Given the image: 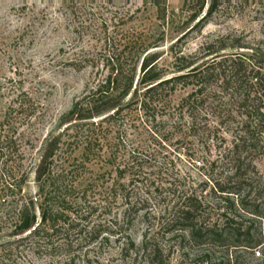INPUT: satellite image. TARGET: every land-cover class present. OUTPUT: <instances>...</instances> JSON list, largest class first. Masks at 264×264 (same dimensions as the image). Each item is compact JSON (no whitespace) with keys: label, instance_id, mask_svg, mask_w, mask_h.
<instances>
[{"label":"trees","instance_id":"obj_1","mask_svg":"<svg viewBox=\"0 0 264 264\" xmlns=\"http://www.w3.org/2000/svg\"><path fill=\"white\" fill-rule=\"evenodd\" d=\"M255 1L186 0L182 14L187 18L183 25L198 21L192 30L202 32L216 15L238 14L244 4ZM143 2L145 8L155 11L159 39L153 41L144 33L106 36L99 53L85 60L93 70L91 83L58 130L69 126L51 139L48 154L35 173L34 194L28 190L29 173L24 170L23 155L16 156L19 129L30 115L29 108L19 101L23 94L14 106L0 112V197L5 199V219L13 244L29 248L40 258L61 259L75 246L86 247L100 239L108 242L109 238L119 243L126 238L121 243V255L136 250L128 236L131 217L142 212L150 216L152 198L145 197L146 193L133 194L132 189L128 192L121 183L130 173L134 186V170L140 167L141 158L134 151L121 154L125 143L120 131L113 136L111 128L133 108L142 112L147 123L155 122L156 116L151 113L160 106L158 97L168 90L173 94L188 80L193 88L181 100L179 109L187 114L190 130L200 141H224L222 135L231 138L229 145L218 148L215 161L200 162L201 169L206 167L210 173L209 183L213 182L210 199L221 201L225 207L220 210L219 221L211 223L203 218L206 196L187 193L174 197L176 200L160 209L158 228L170 235L187 234L189 243L198 248L255 252L264 245L263 230L257 232L254 226L244 227L236 221L237 213L264 219V182L254 165L256 159L264 156V52L245 53L249 48L243 47L242 40L233 35L219 36L201 47L204 62L200 65L192 63V58L175 56L182 63L176 68L178 75L164 80L153 50L164 42L166 28L173 25L176 14L168 11L169 0ZM257 2L264 6V0ZM138 87L144 91L142 96ZM9 163L13 164L8 167ZM90 165L110 166L116 174L113 184L102 188V195L104 211L111 212L118 199L126 206L119 223L112 220L79 228L84 206L89 205L85 211L87 221L101 208L96 202L91 208L90 200L96 201L93 191L99 187L97 180L108 174L89 176ZM217 168L222 174L215 180L212 175ZM156 247L145 235L141 250L151 264H156L160 254ZM135 255L140 257L139 253ZM60 263L70 264L71 260Z\"/></svg>","mask_w":264,"mask_h":264},{"label":"rangeland","instance_id":"obj_2","mask_svg":"<svg viewBox=\"0 0 264 264\" xmlns=\"http://www.w3.org/2000/svg\"><path fill=\"white\" fill-rule=\"evenodd\" d=\"M185 1L169 0L168 11L176 14L175 22L166 28L160 48L153 50L158 58V72L164 80L178 75L176 68L182 63L176 61L175 56L192 58V63L200 65L204 62L201 47L219 36L233 35L242 40L243 47L249 48L245 53L264 52V6L257 0L244 4L238 14L216 15L202 32L192 30L198 21L183 25L187 18L182 14ZM143 3V0H0V112L14 106L23 94L19 101L29 108L30 115L19 129L20 148L16 156L23 155L21 160L29 173L28 190L32 194L35 193V173L48 154L51 139L69 126L58 130L74 103L83 97L86 85L91 83L93 70L85 60L99 53L106 36L144 33L153 41L159 39L155 11L145 8ZM192 88L188 80L173 94L169 90L162 93L158 97L160 106L151 113L156 116L155 122L147 123L142 112L133 108L111 128L115 132L113 136L120 131L125 143L121 154L134 151L141 158L140 167L134 170H137L134 186L130 173L121 183L128 192L132 189L133 194L146 193L145 197L152 198L150 216L142 212L140 216L131 217L128 236L137 247L134 252L121 255V243L126 242V238L121 243L109 238L108 242L100 239L86 247L75 246L61 259L40 258L29 248L13 244L10 225L5 219V199L0 197V264H61L69 260L70 264H151V259L141 250L145 235L160 253L156 264H264V245L255 252L198 248L189 243L187 234L170 235L158 228L160 209L176 200L174 197L187 193L206 196L203 218L211 223L219 221L220 210L225 207L221 201L210 199L213 182L209 183L210 173L206 167L201 169L200 162L215 161L218 148L222 144L229 145L231 138L222 135L224 141L219 138L200 141L190 130L187 114L179 105ZM138 89L142 96L144 91ZM254 165L264 182V156L256 159ZM89 168V176L94 178L108 174L97 180L99 187L93 191L94 195L91 192L96 197V201L90 200L91 208L95 202L101 208L87 221L85 211L89 205L82 206L79 228L87 225L92 228L112 220L119 223L126 206L118 199L111 212L104 211L106 203L102 195V188L113 184L116 174L110 166L90 165ZM220 174L222 170L217 168L212 176L216 180ZM236 216V221L244 227L254 226L257 232L264 231V219L239 213ZM135 253L140 257L135 258ZM128 255L130 257H126Z\"/></svg>","mask_w":264,"mask_h":264}]
</instances>
